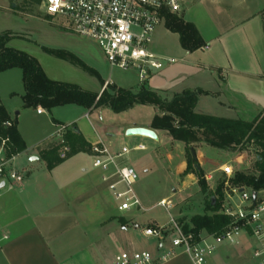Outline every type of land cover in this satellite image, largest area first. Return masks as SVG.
Returning <instances> with one entry per match:
<instances>
[{
    "label": "crops",
    "instance_id": "1",
    "mask_svg": "<svg viewBox=\"0 0 264 264\" xmlns=\"http://www.w3.org/2000/svg\"><path fill=\"white\" fill-rule=\"evenodd\" d=\"M180 2L182 12L178 16L196 27L205 46L195 52H188L182 46L176 53L173 51L178 56L173 57L176 62L168 63L161 71L154 73L146 82V87L169 101L176 95L200 90L205 94L199 97L196 113L253 121L264 112V0ZM165 24L166 18L160 26L166 27ZM166 32L170 33L168 29ZM151 50L170 58L164 49L157 47L156 38H153ZM17 70L0 74V105L7 109L12 120L18 119V131L27 149L16 156L14 164L16 168L18 159L25 157L27 160L22 161V172L27 177L23 186L14 190L5 188L0 198V264H113L121 252L138 251L130 244L120 253H115L116 238L119 233L127 232L130 218L112 214L110 200L116 203L117 209L118 202L108 184L103 182V171L93 166V151L79 153L52 170L48 169L40 153L50 143L58 142L61 126L75 127L92 146L102 141L111 149V153L121 152L114 149L113 140L104 141L89 123L98 138L93 139L84 120H89L97 111L112 110H75L78 106L69 105L51 112L39 107L43 110L39 114V108L25 109L22 100L25 95L23 72ZM100 78L98 86L90 92L101 94L108 84H112L138 93L143 86L139 75L138 78L118 82L105 81L101 75ZM141 108L152 112L150 119L131 118L128 115L117 124L106 126V130L110 127L111 131L116 132L118 140L124 144L123 148L127 144L134 146L132 151L139 153L141 159L150 156L147 153L149 148H153L160 157L167 153L177 154V158H182L178 164V174L184 179L186 145L174 140L167 131L153 128V120L160 114L156 108L139 105L129 111ZM135 126L153 130L159 140L126 136V131ZM194 146L207 182L223 173L224 165H229L228 152L219 151L204 142L195 143ZM140 147L145 149L136 150ZM188 178L198 183L195 175ZM121 223L124 226L121 227ZM245 241L234 247L222 246L211 261L235 264L234 253ZM161 249L162 244L154 256H161ZM159 264L193 262L188 255L180 254Z\"/></svg>",
    "mask_w": 264,
    "mask_h": 264
},
{
    "label": "built area",
    "instance_id": "2",
    "mask_svg": "<svg viewBox=\"0 0 264 264\" xmlns=\"http://www.w3.org/2000/svg\"><path fill=\"white\" fill-rule=\"evenodd\" d=\"M48 16L66 22L75 35L90 39L102 49L112 68L124 71L135 70L142 84L161 71L166 64L176 60L166 58L151 50L157 28L165 21V13L180 15V0H42ZM38 113H43L38 109ZM11 126V123H7ZM66 126L59 128V142L65 144L63 135ZM9 140L0 138V198L5 188L14 190L23 186L26 173L18 171L14 162L17 155L8 156L6 146ZM144 147L136 150H144ZM94 168L103 171V182L118 202L122 213L145 212L146 208L135 190L138 174L130 165L121 160L132 150L125 147L113 154L99 141L93 145ZM70 148L64 146L60 158L66 160ZM229 177L226 186L228 199L240 197V203L223 208L226 215L233 218L232 224L216 235L202 233L196 236L185 233L183 227L172 220L170 230L150 226L144 235L160 240L162 255L154 256L148 251L121 252L113 264H159L177 257L188 255L193 264H214L211 260L223 245L236 246L241 237L250 240L253 246V259L264 264V200L258 196L253 200V192L232 187L229 180L233 171L229 165L222 167ZM4 184L3 187L1 185ZM158 206L168 212L173 205L162 200ZM168 241L166 247L165 242Z\"/></svg>",
    "mask_w": 264,
    "mask_h": 264
},
{
    "label": "trees",
    "instance_id": "3",
    "mask_svg": "<svg viewBox=\"0 0 264 264\" xmlns=\"http://www.w3.org/2000/svg\"><path fill=\"white\" fill-rule=\"evenodd\" d=\"M262 16L264 23V12ZM165 18L166 28L179 36L183 49L195 52L205 46L204 40L192 23L169 12L165 13ZM17 38H21V36L12 32L0 35V74L12 69L22 70L25 88L22 100L25 109L41 107L51 112L58 107L74 105L85 110L107 108L120 114L139 105L154 107L160 114L154 118L153 128L167 131L174 140L186 145L187 168L183 177L195 175L202 193L206 194L209 191V186L206 174L197 159L194 146L195 143L200 142L219 151L253 156V170L236 172L229 182L232 187L256 192L258 196L264 192V112L260 113L253 121L231 120L198 114L196 108L199 97L205 94L200 90L176 95L171 101L163 99L157 92L147 88L146 84H143L138 93L110 84L101 94L86 91L78 85L50 79L38 60L25 52L8 48V43ZM44 51L51 56L79 66L101 80L98 72L89 68L72 53L48 48H44ZM7 123H11V126H7ZM0 138L9 140L6 146L9 157L19 155L27 149L18 131V119L12 120L3 105H0ZM63 139L64 145L58 140V142L50 143L46 149L40 150L49 170L79 153L92 151L93 146L86 142L75 127H67ZM64 146L70 148L66 160L60 158ZM225 184L226 181L220 183L212 197V199H216L215 205L211 199L203 215L193 217L190 224L182 226L185 233H193L196 236L202 233L216 235L232 224L233 218L223 211Z\"/></svg>",
    "mask_w": 264,
    "mask_h": 264
},
{
    "label": "rangeland",
    "instance_id": "4",
    "mask_svg": "<svg viewBox=\"0 0 264 264\" xmlns=\"http://www.w3.org/2000/svg\"><path fill=\"white\" fill-rule=\"evenodd\" d=\"M166 29L164 25L160 26L154 38H156L157 47L164 49L167 56L175 59L178 57L175 54L176 51L181 50L180 39L177 34L167 33ZM6 32L21 36V38L10 41L7 47L25 52L38 60L47 76L54 81L75 84L88 91H92L100 83L98 78L79 66L47 54L44 48L72 53L89 68L96 70L105 81L118 82L121 79L138 78V73L135 70L124 71L119 68H112L97 43L75 35L63 20L48 16L42 0H0V35ZM17 72L22 73L20 69ZM105 81L104 83H106ZM104 83L103 86H105ZM74 109L82 110L80 107ZM122 114L117 115L110 110L97 111L90 116L89 120H84L90 128L93 139L97 140L98 138L90 124L94 126L104 141L113 140L114 149L121 151L124 144L118 140L116 132L111 131L110 127L106 130L105 127L117 124L119 120L128 115L131 118L140 117L148 120L151 118L152 112L149 109L141 108L136 111H127L125 113L127 115ZM125 146L130 150L134 147L130 144ZM109 150L111 149L109 148ZM147 153L150 156L141 159L139 153L132 151L121 160L124 165L133 167L138 174L139 179L135 190L146 211L122 213L116 208V203L112 199L110 200L114 216H128L130 218V223L127 221L129 223L127 232L119 233L116 238L115 253H120L127 245L132 244L138 251H148L153 255L158 254V247L164 243L156 238L145 236L143 231L150 226L170 230L172 220L181 226L190 223L193 217L205 213L206 206L214 197L219 184L225 181L227 183L229 179L224 173H220L218 177H214L212 181L208 182L209 191L204 194L201 192L198 183L195 184L188 178L189 175L182 179L178 174V164L182 158H177V154L167 153L160 157L153 148H149ZM226 156L229 158V166L233 174L252 171L254 168L253 156L248 157L242 153H229ZM26 160L25 157L18 159L16 169L22 171L24 168L22 161L26 162ZM223 193L224 207L230 203L231 206L240 203V197L228 199L225 185ZM259 197L264 200V192ZM162 200L170 202L173 209L168 212L165 208L158 206ZM122 226H124L123 223H121ZM243 240L246 241L242 247L234 253L235 264H259L253 259V246L250 240L242 236L240 242ZM165 245L168 246V241L165 242ZM223 246L228 247V245ZM213 263L220 264L216 261Z\"/></svg>",
    "mask_w": 264,
    "mask_h": 264
},
{
    "label": "water",
    "instance_id": "5",
    "mask_svg": "<svg viewBox=\"0 0 264 264\" xmlns=\"http://www.w3.org/2000/svg\"><path fill=\"white\" fill-rule=\"evenodd\" d=\"M126 136H128V137H130V136H142V137L152 139L154 141L159 140L158 135L153 130L148 129V128H143V127H136V126L128 129L126 131ZM3 186H4V184L1 185V187H3ZM257 198H258V194L256 192H254L253 193V200L256 201ZM212 201H213V205H215L216 199L213 198Z\"/></svg>",
    "mask_w": 264,
    "mask_h": 264
}]
</instances>
